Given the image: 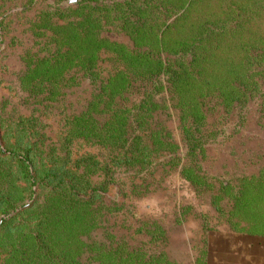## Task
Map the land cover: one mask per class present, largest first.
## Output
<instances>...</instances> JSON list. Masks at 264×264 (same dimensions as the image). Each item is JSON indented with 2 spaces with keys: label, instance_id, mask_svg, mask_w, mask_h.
Instances as JSON below:
<instances>
[{
  "label": "rangeland",
  "instance_id": "rangeland-1",
  "mask_svg": "<svg viewBox=\"0 0 264 264\" xmlns=\"http://www.w3.org/2000/svg\"><path fill=\"white\" fill-rule=\"evenodd\" d=\"M240 3L253 18H235L247 13ZM204 22L260 31L264 0H0V264H211L224 240L264 237V80L242 111L224 107L219 89L198 96L197 155L163 72L151 77L153 116L130 126L143 87L132 75L124 90L128 76L166 61V49ZM60 45L67 51L55 54ZM51 50L46 73L28 69ZM41 75L48 89L28 93ZM99 80L106 89L95 94ZM73 184L87 205L68 195ZM40 230L50 258L30 251Z\"/></svg>",
  "mask_w": 264,
  "mask_h": 264
},
{
  "label": "trees",
  "instance_id": "trees-1",
  "mask_svg": "<svg viewBox=\"0 0 264 264\" xmlns=\"http://www.w3.org/2000/svg\"><path fill=\"white\" fill-rule=\"evenodd\" d=\"M258 2L260 0H257ZM241 9L245 15L236 13L235 18L240 16L243 21H247V18H253L249 13L248 8H243L244 3H240ZM252 5L256 6L253 2ZM254 6V7H255ZM250 11H255L253 7H250ZM256 14V13H255ZM98 17L92 18L96 21ZM233 19V23H234ZM213 22V21H210ZM206 22V23H210ZM207 24H202L201 30H195L193 34L185 36L182 40H178L175 45L169 46L166 50L169 52L171 57H168L166 61L162 58H158L150 62L151 66L145 70H133V74L128 76V80L125 81V88L130 86V78L134 75V78L140 80L141 86L143 87L142 96L138 102H133L134 110L131 111L128 107L129 121L132 119L131 123L128 121L127 128L125 129V121H121L120 124L123 126H117V139L121 142L119 146L121 150L118 151L120 160L123 159L127 148H124V140L128 137V127L129 123L134 126L140 123L141 118L143 121L148 122L150 117L153 116V110L157 106V101L153 98L151 91V85H154L155 80H151V77L158 72H163L164 80L168 83V87L174 88L175 92L178 94V102L181 108H184L187 112H181V118H184L182 125V139L185 140L187 146V152L192 155H197L195 149L202 145L203 143V133L198 127L197 123L202 120L204 113L198 107L194 110L193 107L198 103L199 97L211 91V89H219L220 95H222V104L228 109L244 110L247 106L248 101H251L255 96L262 93V80H264V29L262 32L255 29L249 28H239V29H215L211 25L206 27ZM233 28V27H232ZM88 30L84 32L76 31L73 34H78L82 36L88 35ZM70 38L64 39L65 44H70L72 42V35ZM75 36V35H74ZM91 39V36H90ZM164 44V43H163ZM55 54H64L66 49H63V45L56 47ZM133 52V51H130ZM134 53V52H133ZM53 52L48 51L47 53L39 55L37 62H33L28 69H32L36 72V68L41 67L40 74L46 73L50 66L52 60ZM128 55L135 56L132 53ZM136 57V56H135ZM57 60V59H55ZM92 61V60H91ZM137 61V60H136ZM48 63V65L45 63ZM136 64H142V62H135ZM84 67L87 69L88 75H91L93 79V74L95 71L92 70V64H85ZM27 68V67H26ZM37 83H41L45 89H48L47 77L40 76L38 81L35 83L33 80L27 82L26 90L28 93H35L37 91ZM106 83L104 80H99L96 86V93H100L101 90L106 89ZM141 92V90H140ZM197 92V93H195ZM193 101L190 95L194 94ZM117 97L115 102L118 106L123 107L124 103L120 100V95ZM187 96V98H183ZM126 97V96H124ZM123 97V98H124ZM264 101L258 103L261 112V118L264 120ZM118 107V109H120ZM193 111V113H191ZM124 134V135H123ZM123 135V137H121ZM138 137V135L132 134L131 138ZM163 140L167 145L172 144V140L168 136H162ZM30 152V150L28 149ZM29 152H25L21 160H27L28 162L33 161L29 158ZM126 157V156H125ZM128 157V156H127ZM130 157V155H129ZM31 163V165H32ZM33 166V165H32ZM264 171V168H263ZM78 184L70 185L69 188L65 189L68 195L75 197V201L81 205H87L90 201L89 198H83L80 193L81 189H78ZM78 194V195H77ZM84 214H87L86 207H83ZM44 214H40L38 219L42 221L44 219ZM86 229L84 227L83 231ZM38 233L36 241L37 244L32 246L30 250L39 253L43 256L45 254L49 257L48 252V242ZM128 252L124 255H127ZM20 257V256H19ZM12 258V256L10 257ZM50 258V257H49ZM117 260V259H116ZM118 260H128V256H120Z\"/></svg>",
  "mask_w": 264,
  "mask_h": 264
},
{
  "label": "crops",
  "instance_id": "crops-1",
  "mask_svg": "<svg viewBox=\"0 0 264 264\" xmlns=\"http://www.w3.org/2000/svg\"><path fill=\"white\" fill-rule=\"evenodd\" d=\"M212 253L211 264H264V237L234 236L216 246Z\"/></svg>",
  "mask_w": 264,
  "mask_h": 264
}]
</instances>
